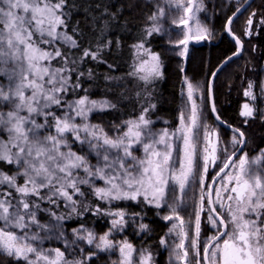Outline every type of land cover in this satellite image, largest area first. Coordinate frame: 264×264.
<instances>
[{
	"label": "snow or ice",
	"instance_id": "1",
	"mask_svg": "<svg viewBox=\"0 0 264 264\" xmlns=\"http://www.w3.org/2000/svg\"><path fill=\"white\" fill-rule=\"evenodd\" d=\"M169 6L179 13L178 26L183 25L182 38L170 43L178 55L186 56L190 41L212 35L197 16L205 10L203 0H169ZM79 7L76 0H0V255L11 264H91L99 253L118 251L113 264H156L149 247L136 248L127 238H115L130 217L133 223L142 218V213L127 210L134 203L167 207L162 219L170 227L159 244L171 249L175 264H193L192 257L195 264H264V148L249 157L244 152L246 134L231 125V152L221 148V135L203 122L193 98L197 87L187 79V101L172 131H154L149 116L154 104L111 129L92 123L90 116L117 109L118 101L92 99L83 87L85 74L79 64L87 59L107 63L102 54L120 41L104 39L108 22L116 16L107 6L95 4L102 9L99 15L88 14L93 34L100 35L93 36L95 43L88 39L79 52L88 35L80 21L71 22ZM241 8L226 25L238 46L233 56L242 47L231 28ZM257 15L253 11L246 20L245 35L257 28L264 31V16L257 22ZM164 16L160 7L149 17L153 23L147 36L162 31L159 20ZM145 45L144 37L133 45L136 62L129 75L147 86L163 78V64L160 54ZM94 76L89 69L88 79ZM253 87L250 81L243 93L248 98L240 111L245 124L261 113L258 101L264 99V86L259 96ZM212 112H217L215 105ZM216 120L225 123L218 114ZM212 169L218 171L210 175ZM209 177L211 183H206ZM194 183L199 185V201L194 221H186L181 212ZM119 202L130 204L122 207ZM61 204L69 210L66 214L54 210ZM85 213L109 217L108 230L98 234L81 222L69 239L64 221ZM202 213L215 230L204 242ZM41 214L49 219L43 222ZM148 231L149 226L140 223L137 235ZM172 236L178 242L169 243ZM52 240L62 242L63 248L44 246Z\"/></svg>",
	"mask_w": 264,
	"mask_h": 264
},
{
	"label": "trees",
	"instance_id": "2",
	"mask_svg": "<svg viewBox=\"0 0 264 264\" xmlns=\"http://www.w3.org/2000/svg\"><path fill=\"white\" fill-rule=\"evenodd\" d=\"M210 1L213 4L211 7L213 28L209 42H203L200 46H190L188 55L184 58V56L179 57L173 50H166L162 32L154 33L152 36L146 35V30L153 23L149 17L154 13L153 3L149 0H76L78 7H82L74 11L71 22L75 24L76 21H80V27L88 33L85 40L82 41L79 52H82L83 47L87 46L88 39H93L94 35H100L99 32L93 34L90 15L88 14L90 10L91 14L99 15L102 9L93 7L95 4L107 6L109 13L116 16V19L108 22L104 39L113 41L118 39L120 41L119 46L113 43L110 50L106 49L102 54L107 63L97 64L95 61L87 59L84 63L79 64V71H83L85 74L82 78L83 87L89 89L92 99L118 101L117 109L90 116L92 123H100L106 129H111L113 124L138 116L142 107L154 104L155 107L151 108L149 112L152 121L156 120L163 125H175L184 76H188L192 80H201L205 84L208 83L211 74L218 65L235 53L237 49L235 41L226 33V23L244 0ZM253 11L258 13L256 17L258 22L260 17L264 16V0H253L250 6L233 21L231 28L233 33L242 41V52L238 58L232 60L220 71L213 86L214 103L218 115L225 123L241 129L246 134L248 143L244 147V152L248 153L264 148L263 115L257 114L247 124L244 123V118L240 116L241 107L245 101L243 93L248 83L250 81L253 83V92L259 96L264 76V31L257 28L249 38L245 37L244 34L245 22L250 16L247 13ZM101 26H103V22H101ZM141 37L145 38L146 47L160 54L163 64V78L147 85V94L144 93V83L142 84L141 81L139 83L136 78L129 75L135 63L133 45L138 43ZM93 43H95L94 39ZM72 51L77 52V50ZM108 65H112V67L109 68ZM89 69L95 73L91 80L88 79ZM106 76H111L113 79L106 80ZM138 93L139 95H137ZM78 94L83 95L84 93L81 91ZM71 98L69 97V99ZM258 106L261 109L259 101ZM205 109L206 118L210 122H215L210 114L208 103ZM220 128L227 133H232L225 128ZM119 203L122 207L130 204V202ZM105 207L109 206L105 205ZM137 209L133 203L127 208L129 213L135 212ZM54 210L58 214H66L69 211L63 204L59 209ZM48 219L46 215L41 214L43 222ZM109 221L110 218L107 216L98 217L91 213H85L80 218L64 221V225L67 235L71 239L72 229L78 227L81 222L86 228L103 234L110 226ZM150 224L153 231L149 236L143 233L140 237H133L132 235V239L135 246L149 247L152 253L156 254V264H164L165 251L161 250L159 240L166 230V223L155 217ZM45 243L50 247L63 246L62 242L55 240ZM85 245L82 246L85 247ZM0 264H11L10 258L0 255ZM91 264L111 263L106 255L99 253L93 257Z\"/></svg>",
	"mask_w": 264,
	"mask_h": 264
},
{
	"label": "rangeland",
	"instance_id": "3",
	"mask_svg": "<svg viewBox=\"0 0 264 264\" xmlns=\"http://www.w3.org/2000/svg\"><path fill=\"white\" fill-rule=\"evenodd\" d=\"M149 2L153 3L154 6V12L158 11V8L163 7L165 9V16L162 17L159 20V24L162 28V33L161 35L165 38V44H166V50H173L176 54L178 53V49L173 47V43H170V41H175L179 38H182V31L181 29L183 28V25H179L178 26V20H179V13L177 12V10L175 8H170L169 6V0H149ZM203 4L205 6V10L198 13L197 16L199 18V20L206 25L210 32L211 29L213 28L212 25V15H213V11H212V1L210 0H203ZM251 13H247V15H250ZM173 21H176L177 23H173ZM192 23V21L190 22V24ZM160 33V32H159ZM245 37H250L248 35H246ZM195 41V40H194ZM195 42H200V41H195ZM204 43L209 42V38L206 40H203ZM178 55V54H177ZM179 57H183L178 55ZM136 62V61H135ZM185 79H187L189 82H192L196 87H197V91L194 92V96L193 98L196 100V102L200 105V108L203 112V122L207 123L208 125L216 128L222 138L223 143L221 144V148H225L227 147L229 153L231 152L232 149V145H231V137L233 136L234 133H227L225 132L223 129H221L219 127V125L215 122H210L206 116H205V111H206V105L208 103V99H207V87H208V83H204L201 80H192L190 77L188 76H184L183 78V82H182V88H181V92H180V106L178 109V114L179 112L184 109L185 107V103L187 101V86L185 83ZM138 82L140 83V81L138 80ZM143 84V82H142ZM264 86V76H263V80L261 82V87ZM261 87H260V94H261ZM144 93H148L147 92V88L144 85ZM259 94V95H260ZM248 100L247 97H245V101ZM244 101V102H245ZM243 102V103H244ZM260 105H261V115L264 116V99H260L259 100ZM178 117V115H177ZM153 129L154 131H160L164 128H168L169 131H172L175 129V127L178 125V119H176V123L175 125L169 126V125H163L160 122H157L156 120L153 121ZM76 148H79V145H76ZM248 153V152H247ZM259 153V150L257 149V151H252L251 153H248L249 157H255L257 154ZM137 155H141L142 153L137 152ZM254 154V155H253ZM221 155L223 156V153H221ZM92 162L95 163V159H92ZM215 171H218V169H212L210 170V175H214ZM211 179L210 177L208 179H206V183H210ZM199 195H200V190H199V185L198 183H194L189 190L187 191V195L185 197V205H184V210L181 212V215L184 217V219L186 221L188 220H192L194 221L195 217H194V208L195 205L198 203L199 201ZM169 199L171 200V196L169 197ZM134 204V203H133ZM135 206H137V211L135 212H140L142 213V218L141 217H136L135 218V223H133L132 218H129V224L128 227L125 229V231L123 233H119L116 234L115 238L117 240L120 239H124L127 238L130 242L133 243V245L135 246V243L132 239V235L133 237H140V235H142L143 233H140L139 235H137V233L139 232V224L140 223H145L149 226L150 231L148 232H144V234H148V236L151 234V232L153 231V228L151 227V220L153 218H158L160 220H162L163 222L166 223V230L164 232V234L162 236H165V234L168 232V228L170 227V223L166 222L162 219L163 215H167L168 214V209L167 207L163 208V209H156L154 207H148L145 205H137L135 204ZM131 213V212H130ZM159 213V214H158ZM201 219L203 221L202 223V230H201V237L200 240L201 242H204L207 239V232L208 230L211 228L210 225L207 224V215L205 213L201 214ZM212 229V228H211ZM214 230V229H212ZM173 241H177V238L175 236H172L169 239V243H172ZM187 243V241H186ZM45 247H50L48 246L46 243L44 245ZM54 247H59V246H54ZM61 248H63L62 245H60ZM89 246L85 245V249H87ZM136 248H140L138 246H135ZM161 250L165 251V261L164 264H175L174 259H170V252L171 249H165L163 247H161ZM103 255H106L107 258L110 260V263L113 264V261L117 260L119 258V252L117 251L115 254L112 253H100ZM80 255L79 250H76V257L78 258ZM71 258V257H70ZM154 258L156 259V254H154Z\"/></svg>",
	"mask_w": 264,
	"mask_h": 264
},
{
	"label": "water",
	"instance_id": "4",
	"mask_svg": "<svg viewBox=\"0 0 264 264\" xmlns=\"http://www.w3.org/2000/svg\"><path fill=\"white\" fill-rule=\"evenodd\" d=\"M253 2V0H247V2L245 3V0L242 2V4L241 5H243V8H241V11L239 12V13H237L236 14V16L235 17H233V21L237 18V17H239L249 6H250V4ZM240 5V6H241ZM239 6V7H240ZM235 12H236V10H235ZM231 16H233V14L231 15ZM230 16V17H231ZM191 22V21H190ZM189 22V23H190ZM226 25H227V23H226ZM226 33H227V35L232 39V40H234L233 38H232V35L231 34H229V32L228 31H226ZM235 41V40H234ZM236 43V42H235ZM203 44V41H200V42H195L194 40H192V41H190L189 42V45H188V51H189V48H190V46H200V45H202ZM237 45V44H236ZM243 47V46H242ZM242 47L239 49V54L238 55H235V56H233V54L231 55V56H229V57H231V59L230 60H228V58H226L224 61H222L219 65H218V67L213 71V72H217V75L220 73V71L227 65V64H229L232 60H234V59H236V58H238L240 55H241V52H242ZM238 51V46H237V49H236V51H235V53ZM187 55H188V53H187ZM187 55L186 56H184V58H186L187 57ZM227 60V63H225V61ZM219 70V71H218ZM217 75L215 76V77H213L212 76V74H211V76H210V78H209V80H208V87H207V99H208V104H209V111H210V114H211V116H212V118L214 119V121L220 126V127H222V128H225L226 130H228V131H230V132H232V128H235V127H233L232 126V128H230L229 127V124H227V123H221L220 121H217L216 120V115L218 114L217 112L214 114L213 112H212V106L213 105H215V103H214V97H213V86H214V81H215V78L217 77ZM209 84H211V96H209ZM216 108V107H215ZM221 121H223L222 119H221ZM233 133V132H232ZM239 155V154H238ZM210 183H211V181H210Z\"/></svg>",
	"mask_w": 264,
	"mask_h": 264
},
{
	"label": "flooded vegetation",
	"instance_id": "5",
	"mask_svg": "<svg viewBox=\"0 0 264 264\" xmlns=\"http://www.w3.org/2000/svg\"><path fill=\"white\" fill-rule=\"evenodd\" d=\"M214 232H215V230H212L211 228L208 230V232H207V237L208 236H210V235H212V234H214ZM192 262H193V264H195V258L194 257H192Z\"/></svg>",
	"mask_w": 264,
	"mask_h": 264
}]
</instances>
